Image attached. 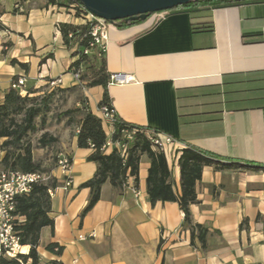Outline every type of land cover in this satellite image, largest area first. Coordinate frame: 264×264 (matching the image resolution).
Wrapping results in <instances>:
<instances>
[{
  "label": "crops",
  "instance_id": "1",
  "mask_svg": "<svg viewBox=\"0 0 264 264\" xmlns=\"http://www.w3.org/2000/svg\"><path fill=\"white\" fill-rule=\"evenodd\" d=\"M64 23L80 25L84 19L73 5L0 0V104L15 78L25 77V89L38 90L36 95L57 92L45 126L33 137L38 142L49 133L58 142L40 149L32 139L34 157L42 152V167L57 183L51 196L54 227L41 231V264H264V1L167 12L158 21L109 29L107 69L131 77L109 84L111 104L122 121L176 140L178 156H166L175 193H181L178 161L186 147L229 166L205 167L196 186L191 213L194 223L210 230L204 249L197 239L192 242L178 202L150 203L146 155L137 181L130 176L123 189L105 183L99 202L81 218L90 189L80 187L98 165L89 160L93 149L79 148L78 131L84 107L101 118L105 90L75 80L70 67L76 58L59 29ZM201 24L213 30L194 31ZM76 108L83 110L74 122L56 118ZM103 126L110 140L111 130ZM60 152L73 160L68 189L55 163ZM50 243L62 253L48 250ZM29 250L24 246L23 253Z\"/></svg>",
  "mask_w": 264,
  "mask_h": 264
},
{
  "label": "trees",
  "instance_id": "2",
  "mask_svg": "<svg viewBox=\"0 0 264 264\" xmlns=\"http://www.w3.org/2000/svg\"><path fill=\"white\" fill-rule=\"evenodd\" d=\"M67 1V3H66ZM264 1V0H199L186 5L179 6L167 12H198L204 8H224L236 6L242 3ZM61 6H75L76 14L85 20L86 11L79 0H50ZM142 23L141 20L128 23L124 20L114 25L125 28ZM63 37L64 45L73 51L72 55L76 61L71 65L70 71H80V82L92 88L102 86L105 90L99 107L108 105L113 108L108 93V86L111 82V74L107 69L105 50L97 47L90 50L91 23L84 22L80 25L64 23L59 26ZM211 24H201L194 27V31H212ZM50 58V57H49ZM21 67L28 70V66L21 64ZM19 78H15L17 82ZM26 94L22 95L21 90L11 88L6 92L2 104H0V153L1 170L20 171L22 173L49 172L42 167V163L34 157L35 146L32 137L38 134L45 126L48 115L52 112L57 95L56 90L36 95L38 90L33 88L25 89ZM85 115L80 122L78 131V146L81 149H93L89 160L97 163L98 169L95 176L80 188L90 189V200L87 207L81 213L84 218L101 199L102 187L110 182L114 187L123 189L130 176L138 180L139 168L142 156L150 159L151 166L148 175V196L150 203L154 206L158 202H178L184 212V226L191 230L192 242L198 240L200 246L206 248V238L210 230L193 221L191 206L198 203L196 186L202 179L205 167L213 166L215 169L229 167L222 164L218 157L210 155L205 151L193 146H188L181 152L179 157L181 193L174 191V178L166 155L153 148L150 139L145 133L146 128L135 126L116 120L115 133L112 141L121 140L122 130L136 127L138 133L135 139L129 144L127 156L114 148L110 154H106L105 146L108 137L101 118L94 115L87 108H83ZM83 109L76 108L64 111L56 115V118H69L68 122H74L75 115ZM58 139L49 133H43L37 142V148H49L55 145ZM57 160V158H56ZM55 160V163H56ZM233 162L230 166H238ZM57 166V163H56ZM262 168V167H259ZM57 183L54 180L48 185L36 184L27 195L19 196L16 199L15 214L23 218V222L17 227L20 242L23 246L30 248L28 254L21 253L14 258L1 257L0 264H41L38 247L40 245L41 231L44 227H54L52 212V197L49 190H54ZM47 249L60 255L62 247L56 243H50ZM50 264H62L53 260Z\"/></svg>",
  "mask_w": 264,
  "mask_h": 264
},
{
  "label": "built area",
  "instance_id": "3",
  "mask_svg": "<svg viewBox=\"0 0 264 264\" xmlns=\"http://www.w3.org/2000/svg\"><path fill=\"white\" fill-rule=\"evenodd\" d=\"M86 11V16L84 22L91 23V41L89 48L85 50L86 54H89L90 50L97 47L101 50L106 51V45L109 39V29L112 24L100 19L90 12H88L84 7H81ZM75 9V6H74ZM167 12H161L153 14L150 18L154 21L160 20ZM149 18V19H150ZM83 19V18H82ZM75 80L80 81L81 72L72 70L71 71ZM131 77L125 75H112L111 84H123L130 82ZM26 79L25 77H20L17 82L12 83L13 88L21 90V94H26L25 91ZM99 113L103 124L111 130V135L115 133L116 120L119 118L116 114L114 108L104 105L99 107ZM138 133L136 127L125 128L122 130V137L119 141H112V136L105 146L117 148L123 156H127V151L129 144L135 139ZM145 133L151 141L154 149L163 152L166 156L174 155L178 156L177 142L176 140L166 134L156 130L146 129ZM108 137V136H107ZM57 169L66 176L65 188L68 189L72 186V180L69 178V173L72 168L73 160L72 158L63 152H60L56 156ZM54 181V177L51 172H33V173H22L20 171H4L0 169V258L8 257L14 258L19 254L23 253L24 246L20 242L19 233L17 227L24 221L23 218L17 216L16 212V199L19 196L27 195L31 192L34 185H48ZM52 196L54 190H49ZM136 196L139 195V191L134 189ZM92 237L96 234L92 233ZM82 241L86 240L87 237H81Z\"/></svg>",
  "mask_w": 264,
  "mask_h": 264
},
{
  "label": "water",
  "instance_id": "4",
  "mask_svg": "<svg viewBox=\"0 0 264 264\" xmlns=\"http://www.w3.org/2000/svg\"><path fill=\"white\" fill-rule=\"evenodd\" d=\"M94 16L114 25L118 21H147L153 14L171 11L199 0H79Z\"/></svg>",
  "mask_w": 264,
  "mask_h": 264
},
{
  "label": "rangeland",
  "instance_id": "5",
  "mask_svg": "<svg viewBox=\"0 0 264 264\" xmlns=\"http://www.w3.org/2000/svg\"><path fill=\"white\" fill-rule=\"evenodd\" d=\"M33 140H35V145H37V139H38V137H33L32 138ZM40 152H37L36 151V154H35V159L37 160V161H40L41 163H42V152H41V154H39Z\"/></svg>",
  "mask_w": 264,
  "mask_h": 264
}]
</instances>
